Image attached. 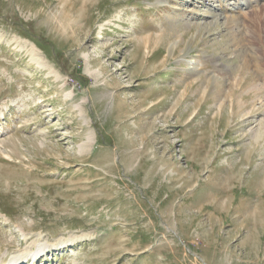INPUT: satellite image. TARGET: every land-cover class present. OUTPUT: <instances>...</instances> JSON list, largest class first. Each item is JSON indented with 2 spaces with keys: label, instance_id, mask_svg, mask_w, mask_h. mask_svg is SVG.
<instances>
[{
  "label": "rangeland",
  "instance_id": "obj_1",
  "mask_svg": "<svg viewBox=\"0 0 264 264\" xmlns=\"http://www.w3.org/2000/svg\"><path fill=\"white\" fill-rule=\"evenodd\" d=\"M263 124L264 0H0V264H264Z\"/></svg>",
  "mask_w": 264,
  "mask_h": 264
},
{
  "label": "bare ground",
  "instance_id": "obj_2",
  "mask_svg": "<svg viewBox=\"0 0 264 264\" xmlns=\"http://www.w3.org/2000/svg\"><path fill=\"white\" fill-rule=\"evenodd\" d=\"M216 5H217V4H216ZM258 14H259V13H258ZM36 49H38V48H37L35 45H33V48H32V51H33V52H32V53H33V56H34L35 58H36V57H39L38 54H37L38 52H35ZM39 52H40V51H39ZM91 74L94 75L95 77H98L99 72H97V71H93V72H91ZM261 86H262V85H260V84L258 85V83H256L255 85H253V86L251 87V89L261 90V91H262V88H263V87H261ZM258 92H260V91H258ZM262 127H263V129H264V124H263ZM263 132H264V131H263ZM92 139H93V138H92V135L89 134L88 137H87V140L85 141V144L90 143V142L92 141ZM42 248H43V247H39L38 250H37L36 252H35V251L33 252V255L35 256V254H36L38 251H41ZM34 256H33V257H34ZM13 262L18 263V262H19V258H18V257H14V258H13Z\"/></svg>",
  "mask_w": 264,
  "mask_h": 264
}]
</instances>
